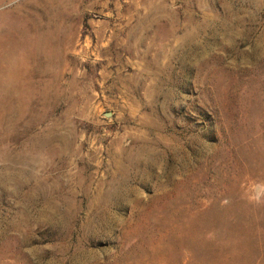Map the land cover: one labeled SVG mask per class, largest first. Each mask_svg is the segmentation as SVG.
<instances>
[{
  "label": "rangeland",
  "instance_id": "374dc122",
  "mask_svg": "<svg viewBox=\"0 0 264 264\" xmlns=\"http://www.w3.org/2000/svg\"><path fill=\"white\" fill-rule=\"evenodd\" d=\"M0 40V264H264V0H0Z\"/></svg>",
  "mask_w": 264,
  "mask_h": 264
},
{
  "label": "bare ground",
  "instance_id": "6f19581e",
  "mask_svg": "<svg viewBox=\"0 0 264 264\" xmlns=\"http://www.w3.org/2000/svg\"><path fill=\"white\" fill-rule=\"evenodd\" d=\"M8 44L0 40V92L4 95L1 107L11 114L25 107L28 75L25 54L14 56Z\"/></svg>",
  "mask_w": 264,
  "mask_h": 264
}]
</instances>
